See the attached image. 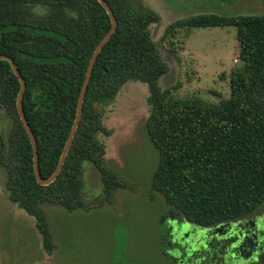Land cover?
<instances>
[{
    "label": "trees",
    "instance_id": "1",
    "mask_svg": "<svg viewBox=\"0 0 264 264\" xmlns=\"http://www.w3.org/2000/svg\"><path fill=\"white\" fill-rule=\"evenodd\" d=\"M117 27L94 63L82 116L62 170L48 186L34 176L33 151L17 112L20 83L0 61V109L11 122L0 132V169L8 199L35 220L47 254L54 250L44 205L82 211L83 164L100 174L105 199L124 188L107 166L106 134L98 104L113 101L128 81L148 87L145 132L158 152L151 189L184 221L209 228L247 217L264 205V14L198 15L170 24L177 29H236L242 68L230 76V97L218 104L175 99L158 83L168 73L150 26L160 16L137 0H104ZM229 2L232 0H220ZM37 7L45 13L34 11ZM111 22L97 0H0V55L13 59L26 83L22 104L35 137L41 177L57 168L75 119L90 57Z\"/></svg>",
    "mask_w": 264,
    "mask_h": 264
},
{
    "label": "rangeland",
    "instance_id": "2",
    "mask_svg": "<svg viewBox=\"0 0 264 264\" xmlns=\"http://www.w3.org/2000/svg\"><path fill=\"white\" fill-rule=\"evenodd\" d=\"M137 1L160 16L159 22L150 26L151 38L168 67V73L159 80V87L169 90L175 99L195 97L211 104L228 99L230 76L242 68L236 29H177L167 35L165 30L175 21L198 15L264 14V0ZM34 12L45 13L40 7ZM147 97L146 84L128 81L113 101L98 104L107 133L98 134L97 139L104 146L107 166L125 187L114 193L112 201L105 199L100 174L85 162L81 181L86 209L67 212L60 207L43 206L52 233L51 254L43 249L35 220L9 201L6 175L0 169V264L175 263L167 246L165 222L172 218L171 211L178 212L151 189L158 152L145 132L150 114ZM10 128V120L0 109V132L5 140ZM180 218L183 219L181 215ZM246 220L250 226L254 224L252 230L257 224L264 232V205ZM222 227L226 230L217 235L219 238L237 239L240 231L236 226H221L214 232L220 233ZM227 244H222L214 264H222L223 260L234 264H264V242L256 254L244 258L237 252L229 255ZM198 251L194 252L193 260L201 258ZM183 256L184 252L175 258L181 260Z\"/></svg>",
    "mask_w": 264,
    "mask_h": 264
},
{
    "label": "flooded vegetation",
    "instance_id": "3",
    "mask_svg": "<svg viewBox=\"0 0 264 264\" xmlns=\"http://www.w3.org/2000/svg\"><path fill=\"white\" fill-rule=\"evenodd\" d=\"M171 217L167 223V246L169 247V253L174 264H214V259L217 253H221L220 248L225 242L228 243L227 253L232 256L235 252L244 256H252L256 254L257 250L263 247L264 232L259 229L256 224L255 230H252L254 224L250 226L245 221L246 217L240 218L233 222H227L219 224L217 226L202 228L190 223H187L180 218V214L171 211ZM253 214V213H252ZM174 215V216H173ZM189 224V225H188ZM236 226L240 232L236 235V240H229L219 238L217 235L223 234L226 227L220 233H215L218 227L221 226ZM218 231V232H219ZM216 234V235H214ZM232 235V234H231ZM226 240V241H224ZM238 242V243H236ZM225 246V247H226ZM199 249L201 255L200 259L193 260L195 251ZM184 252V256L181 260L175 258L179 254ZM178 259V261H177ZM177 261V262H176ZM234 264L231 261L223 260L222 264ZM240 263V262H239Z\"/></svg>",
    "mask_w": 264,
    "mask_h": 264
},
{
    "label": "water",
    "instance_id": "4",
    "mask_svg": "<svg viewBox=\"0 0 264 264\" xmlns=\"http://www.w3.org/2000/svg\"><path fill=\"white\" fill-rule=\"evenodd\" d=\"M97 2L104 8L107 15L109 16L111 26H110L109 31L105 34V36L101 39L99 44L96 46V48L94 49V51L90 57L89 64L87 67V71H86V75H85V79H84V82L82 84L80 94H79V98H78V102H77V109H76V115H75L74 122L72 124L70 133L68 135L67 141H66L65 146H64V149L62 151V154H61L60 160L58 162L57 168L54 171V173L47 179H44L41 177L39 165H38L37 143H36V140H35V137H34L32 131L28 125V122L25 118V114H24V110H23L22 100H23L25 89H26V83H25L24 79L22 78L20 72L18 71L17 66L14 63L13 59L8 57V56H5V55H0V61H6L9 63L14 75L17 77V79L20 83V90H19V93L17 96V102H16L17 112H18L19 118L23 124V127H24V129H25V131L29 137V140H30V143L32 146L33 168H34L35 180L41 186H48L49 184L54 182L62 170L66 156L70 150L73 138L75 136V133L77 131V128H78L80 120H81L82 105H83V101H84V97H85V92H86V89L88 87L91 75H92L94 63H95L96 58L99 55L100 51L106 45V43L109 41V39L111 38V36L113 35V33L115 32L116 27H117L116 18L114 16L112 9L109 7V5L104 0H97Z\"/></svg>",
    "mask_w": 264,
    "mask_h": 264
}]
</instances>
